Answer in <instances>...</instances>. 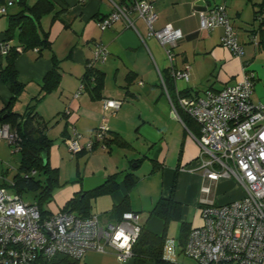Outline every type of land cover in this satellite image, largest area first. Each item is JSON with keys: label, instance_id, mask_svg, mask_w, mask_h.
I'll return each instance as SVG.
<instances>
[{"label": "crops", "instance_id": "crops-1", "mask_svg": "<svg viewBox=\"0 0 264 264\" xmlns=\"http://www.w3.org/2000/svg\"><path fill=\"white\" fill-rule=\"evenodd\" d=\"M8 1L13 3L7 6L6 13L0 14V61L5 64L2 45L20 48L14 68L21 87L13 94L9 83L0 79V112L7 108L23 114L34 106V112L46 124L45 133L52 140L49 161L52 167L58 168L59 178L65 160L60 150L66 147L74 130L82 134L80 143L84 144L105 116L110 132L118 134L124 142L76 154L74 177L66 178L70 183L56 192V202L49 208L51 214L82 191L85 176L103 177L107 182L110 175H115L118 183L112 192L91 200L92 213L104 221H114L119 215L115 206L127 196L128 210L138 212L140 223L156 234L164 231V221L151 214L160 199L173 197L181 205L180 219L173 220L180 221V225L185 223L190 230L203 222V199L224 204L243 196L242 187L230 177L223 176L213 182L204 178L199 169L200 149L193 137L199 134V126L195 121L188 126L183 120L188 115L180 109L177 114L173 111L158 70L165 77V85L173 100L182 90L191 94L206 89L219 90L240 81L244 71H250L254 75L252 100L264 101V48H261L264 47V0H148L158 14L153 29L158 30L170 23L182 31L183 37L173 49V65L176 69L186 64L190 66L188 81L170 77V62L165 49L156 38L148 35L145 22L135 12L131 14L134 27H127L118 20L105 29L99 28L97 21L111 11L110 0H47V8L40 7L36 11L38 20L34 25L38 40H44L46 44L25 50L18 39V26L13 27L11 38L5 40L11 24L10 16L23 9L18 0H0V6ZM37 1L25 0V5L33 6ZM114 1L129 5L134 0ZM216 5L225 6L236 34L241 37V56L221 45V27L210 31L199 28L197 11ZM252 34L258 39V45L251 42ZM98 43L104 44L108 51L106 59L95 64L103 76L100 97L94 99L86 87L75 96ZM54 60L60 73L59 83L54 90L35 101L42 94L43 78ZM105 98L118 99L122 103L114 113L104 111ZM80 160L85 166L83 174ZM144 164L149 171L140 177L132 169ZM128 174L136 180L129 189L125 185ZM79 177L81 182L77 181ZM203 185H209V193L202 191ZM171 221L166 226L165 241ZM180 225L177 246L181 251ZM80 263L133 264V260L130 258L121 263L113 253L87 251ZM145 264L154 263L147 261Z\"/></svg>", "mask_w": 264, "mask_h": 264}, {"label": "built area", "instance_id": "built-area-1", "mask_svg": "<svg viewBox=\"0 0 264 264\" xmlns=\"http://www.w3.org/2000/svg\"><path fill=\"white\" fill-rule=\"evenodd\" d=\"M110 2V13L97 21L99 28L105 29L118 20L127 27H134L131 14L135 12L145 22L148 35L165 49L170 77L188 81L190 66L186 64L176 69L173 65V49L183 37L180 28L168 23L158 30L153 29L158 14L148 0H134L129 5ZM12 3L8 1L0 6V14L6 13ZM197 14L200 30L221 27V45L236 56L243 54L225 6L199 9ZM250 40L254 45L259 44L255 34ZM8 48L2 45V53ZM107 54L104 44H96L86 66L103 62ZM158 73L173 111L177 114L182 110L199 126V134L193 137L200 149L199 169L204 178L213 182L223 176L230 177L244 192L241 198L224 204L203 199V222L189 230L182 252L200 264H264V101L252 100L253 73L244 71L240 81L219 90L206 89L190 95L178 93L174 100L159 70ZM83 87L81 83L75 96ZM121 103L118 99L105 98L103 110L114 113ZM105 119L102 116L94 134L86 138L84 144L80 143L82 134L74 130L67 140L69 151L73 154L90 151L95 144L106 148L104 141L109 128ZM0 139L19 150L21 139L8 123H0ZM34 173L32 170L31 174ZM202 191L209 193V185H203ZM141 225L140 215L134 211H125L111 222L102 220L98 214L83 218L61 210L42 217L36 203L0 186V264H36L40 256L50 259L57 254L80 259L87 251L113 253L124 263L133 256V244Z\"/></svg>", "mask_w": 264, "mask_h": 264}, {"label": "trees", "instance_id": "trees-1", "mask_svg": "<svg viewBox=\"0 0 264 264\" xmlns=\"http://www.w3.org/2000/svg\"><path fill=\"white\" fill-rule=\"evenodd\" d=\"M23 5V9L16 15L10 16V28L6 31L5 40H9L13 33V27L18 26L19 36L18 39L22 45V50L35 45H45L43 40L40 42L34 30L36 24V11L40 7L46 9L48 1L38 0L33 6L25 5V0H18ZM46 5V6H45ZM33 16V18H32ZM18 51L15 46L10 48L5 53V64L2 65L0 61V79L6 83H9V89L14 94L16 93L21 84L16 77V70L14 68V61L18 55ZM83 76L82 83L86 89H88L94 99L100 97V89L102 86L103 76L102 73L93 67H87ZM163 76V74H162ZM164 80L165 77L163 76ZM60 80V73L57 69V63L54 60L52 68L45 74L43 78L42 94L35 98V101H39L44 95L51 92L56 88ZM180 95H190L191 93L186 90L179 92ZM198 94V93H196ZM13 99V98H12ZM6 114V117L2 118L0 123H8L10 128L15 130L20 137V148L22 158L19 164L18 172L11 180L12 183L0 182V186L10 187L14 192L18 193L24 200L30 203H36L40 209L42 217H48L51 215L49 210L44 208V204L49 202L53 195L55 187L60 185L58 168H54L50 165L49 153L52 140L48 138L45 133L46 124L44 121L34 112V106H30L28 110L23 114H18L7 110V108L0 112V117ZM184 122L190 126V123L194 121L189 116L183 118ZM110 130L105 138V145L108 148L112 143L122 145L124 142L118 134L110 135ZM97 147L94 145L93 149ZM86 150L81 151L80 153ZM77 153V154H80ZM35 170L34 174L31 171ZM42 170L46 175V183L42 184L40 180L35 179L34 175L37 171ZM26 175V176H25ZM81 177L77 181L81 182ZM135 178L128 174L125 177V185L127 189L135 183ZM176 178L173 180L172 192L175 188ZM118 183L115 175H110L105 185L100 188H96L89 192L79 191L75 193L69 200L65 202L61 211L70 212L79 217L91 216V200L99 195L112 192L116 189ZM40 190L33 200H27L23 197V193L26 191ZM128 198L127 196L121 201L120 204L115 206V210L119 215L128 210ZM181 205L174 201L173 197L168 199H160L151 211V214L157 215L164 221V231L161 234L153 233L147 230L141 225V231L136 241L133 244V264H145L147 261H151L154 264H162L165 262L163 259V246L165 241L166 226L170 220L180 219ZM189 233V228L185 223L180 225L179 242L182 248L185 244ZM36 264H81L80 259L72 258L64 254H57L50 259L39 257Z\"/></svg>", "mask_w": 264, "mask_h": 264}, {"label": "rangeland", "instance_id": "rangeland-1", "mask_svg": "<svg viewBox=\"0 0 264 264\" xmlns=\"http://www.w3.org/2000/svg\"><path fill=\"white\" fill-rule=\"evenodd\" d=\"M238 41L241 43V37L239 34L237 35ZM242 44V43H241ZM254 44V43H253ZM251 44L250 46L253 47L254 45ZM264 48V47H261ZM63 146V145H61ZM62 147L61 155L65 157V160L62 161L61 164V177L59 178L60 185L55 187L53 190V195L50 198L51 200L44 204V208L46 210H49L51 207V203L56 202L55 200V194L56 192L62 188L63 186L68 185L70 182H66L68 177H74V171L76 169V158L74 157L76 154H73L69 151L68 146ZM21 152L18 150H15V147L13 145L8 144L7 140L0 139V182L6 181V183H9L14 175L18 172L19 164L21 162ZM71 161H70V160ZM72 162V163H71ZM80 162V170L83 174L84 172V165ZM133 166V163H132ZM87 170V168H86ZM138 176L143 177L149 170L146 168L145 164L139 166L138 168L132 169ZM35 179L40 180L42 184L46 183V175L42 170L37 171V173L34 175ZM88 177V176H85ZM69 181V180H68ZM8 192H13V190L10 187H6ZM40 190L36 191H26L23 193V197H25L27 200H33L37 195H39ZM55 192V193H54ZM92 204V209H93ZM193 210L195 208L193 207ZM179 225L180 221L172 220L170 223V226L168 228L167 237L165 241L163 256L165 259V262L162 264H200L193 258H190L186 256L177 246V236L179 232Z\"/></svg>", "mask_w": 264, "mask_h": 264}, {"label": "water", "instance_id": "water-1", "mask_svg": "<svg viewBox=\"0 0 264 264\" xmlns=\"http://www.w3.org/2000/svg\"><path fill=\"white\" fill-rule=\"evenodd\" d=\"M6 117V114L0 117V121L2 118ZM106 179L99 176H88L84 177L82 180V191L89 192L97 187L104 185Z\"/></svg>", "mask_w": 264, "mask_h": 264}]
</instances>
